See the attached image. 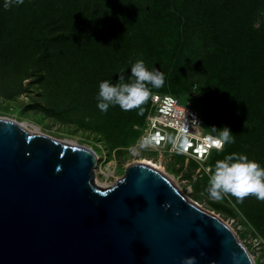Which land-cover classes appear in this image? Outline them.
<instances>
[{
	"label": "rangeland",
	"instance_id": "rangeland-1",
	"mask_svg": "<svg viewBox=\"0 0 264 264\" xmlns=\"http://www.w3.org/2000/svg\"><path fill=\"white\" fill-rule=\"evenodd\" d=\"M226 2L225 11L222 0H24L11 8L0 0V118L92 149L94 180L109 187L129 165L159 157L137 148L152 96L142 112L97 107L100 81L129 74L143 58L166 74L153 95L194 106L208 132L212 125L236 131V142L214 152L200 175L182 156L155 163L235 233L254 264H264V201L214 200L207 192V168L226 152L264 165V0Z\"/></svg>",
	"mask_w": 264,
	"mask_h": 264
},
{
	"label": "water",
	"instance_id": "water-1",
	"mask_svg": "<svg viewBox=\"0 0 264 264\" xmlns=\"http://www.w3.org/2000/svg\"><path fill=\"white\" fill-rule=\"evenodd\" d=\"M96 163L90 148L0 118V264H254L164 172L133 163L104 188Z\"/></svg>",
	"mask_w": 264,
	"mask_h": 264
},
{
	"label": "clouds",
	"instance_id": "clouds-1",
	"mask_svg": "<svg viewBox=\"0 0 264 264\" xmlns=\"http://www.w3.org/2000/svg\"><path fill=\"white\" fill-rule=\"evenodd\" d=\"M23 3L24 0H4V6L8 8ZM130 69L129 74L125 73V69L117 72L118 78L115 80L111 77L100 81L96 100L101 111L107 112L110 106L119 105L125 111L138 108L142 112L141 105L153 95V89L162 88L165 84L166 74L154 65L149 67L143 58L133 62ZM191 124L204 128L195 118ZM208 128L210 131L202 136V140L209 149L215 148L223 152L226 144L235 143L236 134L230 126L212 125ZM189 134L185 117L179 130L180 142L175 135H168L167 139L177 150L184 151L191 145ZM157 138L158 136L149 135L139 141V147L147 148ZM207 171V192L212 199L223 200L226 194H231L236 197L235 203H243L244 198L249 195H255L256 199L264 201V165L254 158H249L247 153L226 152L222 159H217L213 165H209ZM193 179L197 177L194 176ZM201 255H204L203 251ZM197 260L196 255L186 256L182 258V264H196Z\"/></svg>",
	"mask_w": 264,
	"mask_h": 264
},
{
	"label": "built area",
	"instance_id": "built-area-1",
	"mask_svg": "<svg viewBox=\"0 0 264 264\" xmlns=\"http://www.w3.org/2000/svg\"><path fill=\"white\" fill-rule=\"evenodd\" d=\"M185 117L189 125L191 145L186 150L179 151L167 137L168 135H175L180 142L179 130L183 126ZM193 118L197 119L204 128H200L198 125L192 126ZM205 122L204 115L191 104L182 103L177 97L169 93H156L151 97V110L147 117V126L139 141L149 135L158 136V138L147 148H140L138 141L137 148L157 151L159 153L158 159L162 160L166 157L182 156L187 161H194L200 166L196 170V174L200 175L206 172L203 163L214 152H217L215 148L209 149L202 140V136L208 133L205 129Z\"/></svg>",
	"mask_w": 264,
	"mask_h": 264
},
{
	"label": "bare ground",
	"instance_id": "bare-ground-1",
	"mask_svg": "<svg viewBox=\"0 0 264 264\" xmlns=\"http://www.w3.org/2000/svg\"><path fill=\"white\" fill-rule=\"evenodd\" d=\"M24 129H26V130H28V127L26 126V125H21ZM29 131V130H28ZM30 132H32V131H30ZM157 161V160H156ZM155 160H153V159H142L140 162H138V163H143V164H148V165H150V166H152V167H155V168H157L158 170H162L163 169V167L161 166V165H159V163L157 164V163H155L156 162ZM158 162H161V161H158ZM97 184V183H96ZM99 185V184H98ZM99 186H101V185H99ZM179 188V187H178Z\"/></svg>",
	"mask_w": 264,
	"mask_h": 264
},
{
	"label": "trees",
	"instance_id": "trees-1",
	"mask_svg": "<svg viewBox=\"0 0 264 264\" xmlns=\"http://www.w3.org/2000/svg\"><path fill=\"white\" fill-rule=\"evenodd\" d=\"M29 6L31 7V5L29 4ZM222 6H223V9L226 11V9H227V2H226V0H222ZM65 35H63V34H61V36H58V37H64ZM206 121V120H205ZM232 132L234 133V134H236V138H237V133H236V131H233L232 130ZM235 142H236V140H235ZM225 147H226V145H225Z\"/></svg>",
	"mask_w": 264,
	"mask_h": 264
}]
</instances>
